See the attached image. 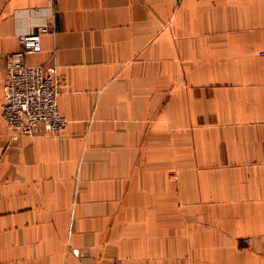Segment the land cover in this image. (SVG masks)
Masks as SVG:
<instances>
[{
  "label": "crops",
  "instance_id": "obj_1",
  "mask_svg": "<svg viewBox=\"0 0 264 264\" xmlns=\"http://www.w3.org/2000/svg\"><path fill=\"white\" fill-rule=\"evenodd\" d=\"M39 24L68 125L0 114V264H264V0H0V111Z\"/></svg>",
  "mask_w": 264,
  "mask_h": 264
},
{
  "label": "built area",
  "instance_id": "obj_2",
  "mask_svg": "<svg viewBox=\"0 0 264 264\" xmlns=\"http://www.w3.org/2000/svg\"><path fill=\"white\" fill-rule=\"evenodd\" d=\"M46 30L45 24H39L36 30L19 34L20 49L12 52L5 63L0 114L6 126L16 133L32 134L42 125L58 133L68 125L59 108L61 81L56 66L30 64L26 60L28 55L41 52Z\"/></svg>",
  "mask_w": 264,
  "mask_h": 264
}]
</instances>
